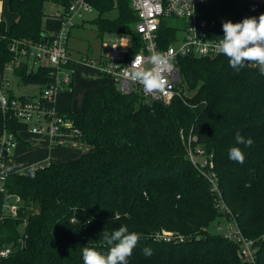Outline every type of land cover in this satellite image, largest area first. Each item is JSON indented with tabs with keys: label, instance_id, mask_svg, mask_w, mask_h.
I'll return each mask as SVG.
<instances>
[{
	"label": "trees",
	"instance_id": "obj_1",
	"mask_svg": "<svg viewBox=\"0 0 264 264\" xmlns=\"http://www.w3.org/2000/svg\"><path fill=\"white\" fill-rule=\"evenodd\" d=\"M95 11L91 23L97 37H130L129 57L139 52L133 31L137 18L128 0H87ZM70 0H9L17 16L6 27L0 21V74L12 55L11 41L37 43L48 39L44 5L66 7ZM210 36L222 38V23L264 14V3L247 0H207L202 5ZM116 16L108 17L111 12ZM84 24V23H83ZM173 21H162L158 48L175 38ZM73 66L72 63L69 64ZM181 98L169 104L146 101L136 93L122 95L114 85L85 91L80 112H69L85 149L71 162L49 164L35 171L9 173L0 192V212L8 195L21 199L16 218L0 224V247L14 243L26 221L22 249L0 264H83L82 249L107 254L102 232L126 225L140 234L129 264H244L236 246L221 233H210L213 223L230 220L216 208L208 182L187 156V140L212 155L224 202L241 233L249 239L264 235V75L251 64L235 71L228 58L178 57ZM53 69L39 67L14 72L22 86L38 92L52 81ZM71 86V85H70ZM185 88V90H183ZM12 131L26 126L7 118ZM251 137V148L238 145L235 135ZM20 139H18L19 141ZM240 147L243 164L229 159L228 150ZM163 232L182 241H157ZM259 238V237H258ZM257 238V239H258ZM144 247L152 255L142 254ZM256 264H264V241L258 243Z\"/></svg>",
	"mask_w": 264,
	"mask_h": 264
},
{
	"label": "built area",
	"instance_id": "obj_2",
	"mask_svg": "<svg viewBox=\"0 0 264 264\" xmlns=\"http://www.w3.org/2000/svg\"><path fill=\"white\" fill-rule=\"evenodd\" d=\"M130 8L137 20L133 31L138 36L139 52L129 57L131 46L130 37L125 34L114 35L101 46L104 54L96 65L92 59L81 58L80 63L96 67L100 75L106 77L114 85L116 91L122 95L136 93L146 101H156L169 104L175 98H181L182 92L177 85L181 82V74L176 67L178 57L191 56L196 58H213L220 54L214 51V45L221 38H212L209 33L207 21L202 16V5L207 0H128ZM264 3V0H247ZM95 13L87 0H70L66 7H58L52 12L53 18L58 22V28L49 35L48 39L37 43L24 41H11L8 44L11 60L6 63L4 72L0 74V118L8 117L26 126L24 131H12L4 124L0 130V192H4V181L9 173H24L25 170L35 171L51 163H37L19 171H10L6 163L13 157L18 144L19 134L28 132L34 135L48 137L50 144L56 147L74 145L80 131L75 127L73 119L54 111L53 96L65 86L72 84L74 75V61L68 51V40L71 31L79 24L86 22L87 17ZM173 21L177 30L175 38L166 48H158L159 27L162 21ZM0 21H3L0 17ZM4 22V21H3ZM180 37V38H179ZM103 41V38L100 39ZM154 53H165L171 57L173 70L165 74L166 85L163 92L146 93L139 82L132 81L129 76V67L135 57L141 62L139 66L150 68L144 63L146 57ZM73 66L70 67L69 64ZM25 65L27 72H35L39 67L53 69V81L34 95L15 96L11 89V82L18 81L14 72ZM10 75V77H9ZM195 137L187 140V156L191 164L208 182L213 195L215 206L224 215H230L227 221L228 229L223 231V237L236 246L238 259L244 264H256L259 239L246 238L237 226L236 221L224 202L219 187L218 177L214 171L212 155L206 156L204 150L194 146ZM21 199L18 195H8L7 202L0 212V224L6 217L16 218ZM26 221L19 226L20 235L14 243L0 247V260L7 259L11 254L22 249L27 239L25 233ZM220 232V225L218 229ZM157 241L169 243L182 241V237L173 236L172 233L163 232L156 235ZM264 240V237L261 238Z\"/></svg>",
	"mask_w": 264,
	"mask_h": 264
},
{
	"label": "clouds",
	"instance_id": "obj_3",
	"mask_svg": "<svg viewBox=\"0 0 264 264\" xmlns=\"http://www.w3.org/2000/svg\"><path fill=\"white\" fill-rule=\"evenodd\" d=\"M223 36L214 45L216 54L228 58L229 66L235 71L251 64L258 67L259 73L264 75V14L259 17H248L233 23L231 20L222 23ZM140 61L135 60L128 66L129 76L132 81L139 82L146 93L163 92L166 85L165 74L173 70L171 57L165 53H154L146 57L144 63L150 68H143ZM235 141L238 145L251 148L254 141L251 137L245 138L237 132ZM229 159L243 164L245 154L240 147H231L228 150ZM102 239L109 246L107 254L95 248L83 247V264H129V257L140 240V234L129 232L126 225L109 233L102 232ZM142 254L146 257L152 255L150 247H144Z\"/></svg>",
	"mask_w": 264,
	"mask_h": 264
},
{
	"label": "rangeland",
	"instance_id": "obj_4",
	"mask_svg": "<svg viewBox=\"0 0 264 264\" xmlns=\"http://www.w3.org/2000/svg\"><path fill=\"white\" fill-rule=\"evenodd\" d=\"M8 1L9 0H0V17L4 21L6 27H9L15 23L17 19V16L9 11ZM44 9L45 13L50 15L53 11L57 10L58 7L53 4L46 3L44 5ZM107 16L114 17L116 16V12H111ZM94 17L95 13L90 14L82 27L73 29L68 49L71 53L76 54L78 58H85L86 56L91 57L96 65L101 51H105V49H103L101 46L102 42L105 43L108 39H112L114 35L104 34L102 37L103 41H101L97 37L95 26L90 22L91 19H94ZM48 18L50 17H46L44 19V24H53L54 21H48ZM51 19L55 18L52 17ZM82 66L83 65H77L75 68V73L76 71L80 70V67ZM82 70L85 71L84 69ZM77 80L78 78L75 76L73 89L70 86H65L54 94L52 100L55 112L65 115L69 111H81L82 97L76 88ZM10 86L15 96L20 95V93H25L27 95L32 93L34 94L39 89L37 86L25 87L19 85L16 81L11 82ZM185 88L186 87H184L183 90H185ZM26 139L30 142L31 148L27 149L23 146L18 147L14 159H11L6 163V168L8 170L23 169L38 162L44 161L47 158H49V161L52 164L71 162L77 159L80 156L81 151L85 148L84 143L80 139L76 140L75 143H73L74 145L68 147H49L47 143H45V138L41 135H28ZM40 140H42V142H40ZM219 225L221 232L217 230ZM227 229L228 223L225 222V220H221L219 224L216 222L213 223L209 228V232L214 233L218 231V233L222 234L223 231H227ZM258 237L255 239L258 238L260 241H264L261 239L264 237V235Z\"/></svg>",
	"mask_w": 264,
	"mask_h": 264
},
{
	"label": "crops",
	"instance_id": "obj_5",
	"mask_svg": "<svg viewBox=\"0 0 264 264\" xmlns=\"http://www.w3.org/2000/svg\"><path fill=\"white\" fill-rule=\"evenodd\" d=\"M51 18L52 17L48 18L49 19L48 21H51V22L54 21L53 24H51V23L48 24V25H45L44 24V29H45L46 32H48L50 34H53L57 30V28H58V22H57V20L51 19ZM82 26H83V24H79L76 27H74L73 29H78V28H80ZM72 31H71L70 38L68 40V46H69V41H70V39L72 37ZM68 51H69V49H68ZM104 52L105 51H103V52L101 51V53H100L97 61L101 58V56L104 54ZM69 54H70L72 60L75 62L74 63V67L75 68H76L77 65H83L82 67H80L81 68L80 70L76 71V73H75V68H74V75L72 77V84L70 86L73 89V87H74V79H75V76H76L78 78L77 83H76V88H77V91L80 93V96L82 97V99H83V95H84L85 91H87V90H93V89H95L98 86L110 84V81L106 77L100 75V73L98 72V70L96 69V67L86 66V65L80 63V59L81 58H78V56L76 54H73L70 51H69ZM86 58L92 59L91 57H88V56H86ZM82 69H84L85 71H83ZM37 93H38V90L34 94H37ZM34 94L32 93L30 95H34ZM21 95L28 96L25 93L24 94L23 93H20L19 96H21ZM28 135H34V134H30L28 132H22V133L19 134V139L20 140L18 141V144H17V146H16V148L14 150V154H13L12 159H14L15 154H16V150H17L18 147L23 146L24 148H27V149L28 148H31L30 142L26 139V137ZM42 137L45 138V143H47V145L49 147H53V145L50 144V141H49L48 137H46V136H42ZM40 142H42V140H40ZM38 163H51V162L49 161V158H47L44 161H41V162H38ZM19 170H21V169H19ZM19 170H10V171H19Z\"/></svg>",
	"mask_w": 264,
	"mask_h": 264
}]
</instances>
